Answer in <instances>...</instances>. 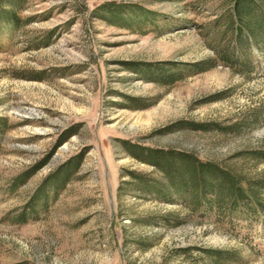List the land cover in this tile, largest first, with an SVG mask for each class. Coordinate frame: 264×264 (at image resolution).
Returning <instances> with one entry per match:
<instances>
[{
  "label": "rangeland",
  "instance_id": "1",
  "mask_svg": "<svg viewBox=\"0 0 264 264\" xmlns=\"http://www.w3.org/2000/svg\"><path fill=\"white\" fill-rule=\"evenodd\" d=\"M245 2L0 0V264H264V0ZM146 148L253 198L194 207Z\"/></svg>",
  "mask_w": 264,
  "mask_h": 264
},
{
  "label": "trees",
  "instance_id": "2",
  "mask_svg": "<svg viewBox=\"0 0 264 264\" xmlns=\"http://www.w3.org/2000/svg\"><path fill=\"white\" fill-rule=\"evenodd\" d=\"M234 2V14L235 16H240L243 11L242 9H244L249 3L245 2V0H234ZM106 5L112 14L114 13L115 15H118V10L114 9L118 6L117 4L110 3ZM106 5L104 4L101 7L103 8V6ZM9 16L13 21L17 20V17L13 12L9 14ZM262 20L263 19H260L257 23L263 22ZM190 66L196 68L198 64L195 62V64H191ZM146 67H149V65L146 64ZM166 76L169 80L174 78V75L170 74V72L167 73ZM2 120L3 119H0V121ZM65 138H67V135L64 133V135L58 140L59 143L65 140ZM145 151L148 156L147 161L152 165L158 166L162 162L161 166H165L163 169L168 178V185H174L176 191L183 194L185 196L184 198H187L188 202L191 203V205H194V207L203 202L210 205V200H204V196L211 192L215 193L214 202L217 201L218 203L224 202L226 198H230L231 201H229L231 203H238L239 199L245 197L250 198L251 200L253 198L250 184H248V186L242 185L238 178L215 163L200 160L185 152H175L172 154L179 162L178 166H175L174 164L172 165L170 160L166 159L171 152L169 153L168 151L155 148H146ZM45 161V158L40 160L20 176H17L14 184L18 185L19 183L24 182L28 177L34 174ZM39 192H41V190H39Z\"/></svg>",
  "mask_w": 264,
  "mask_h": 264
}]
</instances>
